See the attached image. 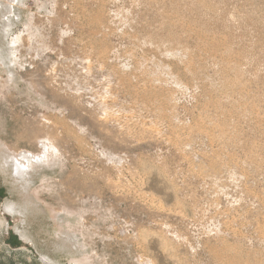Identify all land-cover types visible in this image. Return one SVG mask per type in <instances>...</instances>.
Returning a JSON list of instances; mask_svg holds the SVG:
<instances>
[{"label":"rangeland","instance_id":"rangeland-1","mask_svg":"<svg viewBox=\"0 0 264 264\" xmlns=\"http://www.w3.org/2000/svg\"><path fill=\"white\" fill-rule=\"evenodd\" d=\"M45 258L264 264V0H0V264Z\"/></svg>","mask_w":264,"mask_h":264},{"label":"bare ground","instance_id":"bare-ground-1","mask_svg":"<svg viewBox=\"0 0 264 264\" xmlns=\"http://www.w3.org/2000/svg\"><path fill=\"white\" fill-rule=\"evenodd\" d=\"M12 61V60H11ZM64 122H61V126L64 128H67V126L65 124H63ZM66 130V129H65ZM69 131V130H68ZM43 148V147H42ZM46 149V147H44ZM44 149V151H45ZM46 152V151H45ZM23 155H21V157H14V158H11V161H13L12 163V166H13V170L14 172L16 173L17 176H20V177H24L23 174L25 172H27V169L29 167V164H32L33 162H36L38 159L41 158V156H43L42 154L41 155H34V154H30V155H27V154H24L22 153ZM46 154V153H45ZM44 154V156H45ZM11 156V155H10ZM20 156V155H19ZM43 156V158H44ZM13 157V156H12ZM46 158V156H45ZM41 161H42V158H41ZM39 162V161H37ZM6 210H13V208L11 206H6L5 207ZM17 210V209H15ZM15 212V211H14ZM45 260V263L46 264H50L46 258L44 259Z\"/></svg>","mask_w":264,"mask_h":264}]
</instances>
